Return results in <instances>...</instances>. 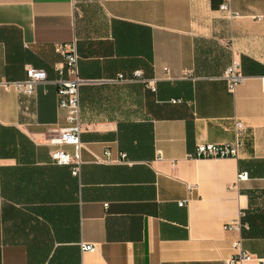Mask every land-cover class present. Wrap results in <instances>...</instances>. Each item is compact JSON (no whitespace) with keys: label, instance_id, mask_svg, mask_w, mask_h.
Here are the masks:
<instances>
[{"label":"crops","instance_id":"obj_1","mask_svg":"<svg viewBox=\"0 0 264 264\" xmlns=\"http://www.w3.org/2000/svg\"><path fill=\"white\" fill-rule=\"evenodd\" d=\"M72 40L80 139L126 153L98 163L82 150L78 176L30 138L66 124L55 44ZM233 59L246 79L231 92ZM29 65L47 80L26 94L12 82ZM262 76L264 0H0V264H222L239 235L264 257ZM234 119L236 158L189 156L232 142ZM242 211L245 234L226 229Z\"/></svg>","mask_w":264,"mask_h":264},{"label":"built area","instance_id":"obj_2","mask_svg":"<svg viewBox=\"0 0 264 264\" xmlns=\"http://www.w3.org/2000/svg\"><path fill=\"white\" fill-rule=\"evenodd\" d=\"M221 10L226 11L228 17H238V13L231 10L228 1L220 6ZM56 51L62 57V65L56 66L55 70L58 76L53 80L56 85L57 106L60 110L64 111L66 124L64 126L50 125L46 129L37 134H31L30 138L35 144L46 145L50 147L51 161L58 165H68L71 174L78 176L80 168L83 163L81 159V151H88L93 160L98 163H113L124 162L126 153L121 152L118 159L110 158V151L105 149L102 155L92 152L84 142L81 141L80 135L84 130V124L80 114L79 102V86L82 80L78 76V59L79 55L76 49L75 40L69 42H62L55 44ZM25 79L12 82V85L26 93L31 94L35 90V86L47 80V74L44 69L36 68L31 65L25 69ZM119 78L122 77L120 74ZM141 72L134 71L132 78H140ZM223 78L226 81L228 89L233 92L236 86L242 83L246 76L241 71L240 62L233 59L226 67L223 73ZM261 90L264 93V76L260 78ZM234 139L232 142L217 144L211 142H199L196 144L195 149L190 157L195 158H224V157H237L241 141L238 136L244 130V124L239 119H234L233 122ZM71 146L73 151L70 152L66 147ZM160 155V152H158ZM248 177L247 172H238L236 181L246 180ZM188 190L193 189V186L188 184ZM186 200L178 201V205L183 206ZM244 212H240L239 217L226 224L225 228L240 232L245 223L242 222ZM243 237L239 235L232 242L233 253L230 257L222 260V264H264V257H258L248 252L243 247ZM81 252L94 251L95 245L90 243L81 242L79 244ZM86 264V263H82ZM106 264V263H99Z\"/></svg>","mask_w":264,"mask_h":264},{"label":"trees","instance_id":"obj_3","mask_svg":"<svg viewBox=\"0 0 264 264\" xmlns=\"http://www.w3.org/2000/svg\"><path fill=\"white\" fill-rule=\"evenodd\" d=\"M245 220V219H244ZM242 233H244V230L242 229ZM245 234V233H244Z\"/></svg>","mask_w":264,"mask_h":264}]
</instances>
